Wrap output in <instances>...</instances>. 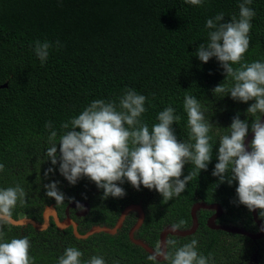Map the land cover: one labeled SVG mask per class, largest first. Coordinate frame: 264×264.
Listing matches in <instances>:
<instances>
[{
  "label": "trees",
  "instance_id": "obj_1",
  "mask_svg": "<svg viewBox=\"0 0 264 264\" xmlns=\"http://www.w3.org/2000/svg\"><path fill=\"white\" fill-rule=\"evenodd\" d=\"M241 2L204 0L201 6H193L184 0H0V87L8 85L0 88V163L4 164L0 189L19 184L27 194L26 203L14 210V219L26 216L42 222L45 208L54 205L63 220L69 204L89 202L90 213L85 217L70 210L84 235L97 225L114 227L128 205L140 204L146 219L136 237L156 249L167 226L184 220L180 229H190L193 205L204 202L223 207L218 224L258 233L252 212L236 203L238 183L217 186L218 178L212 175L220 136L227 134L237 113L251 125L252 117L248 118L246 111L254 101L245 104L230 95H215L216 86L224 82L231 87L233 81L226 78L216 58L204 64L195 55L199 46L208 42L206 21L220 13L224 22L238 19ZM249 7L255 16L242 63L264 62V0H252ZM36 41L53 45L43 66L34 51ZM57 41L59 48L55 47ZM126 89L147 98L141 120L150 131L158 123L159 112L172 107L180 117L172 125L177 140L191 142L183 107L185 95L194 96L206 119L215 125L209 133L213 159L207 171L193 176L178 197L163 201L154 189L141 185L137 191L125 181L119 185L126 193L123 198L104 200L103 190L94 182L85 177L70 185L60 175L59 165L48 161L51 130L57 131L58 144L64 122L81 114L93 100L118 105ZM48 122L53 129H46ZM53 167L55 171L46 177L47 169ZM192 171L194 165L186 164L181 178ZM54 181L65 194L63 204L57 205L45 195L44 185ZM214 213L198 212L199 228L194 235L168 239H175L177 247L196 239L198 253L211 254L209 264H264V238L253 241L211 230L207 222ZM259 218L264 224V215ZM136 221L137 214L132 213L116 235L101 233L85 240L78 239L72 227L58 229L53 220L44 232L32 226H4L3 231L6 241L29 239L34 264H58L70 246L83 253L82 264L93 256L102 257L105 264H153L148 260L150 254L129 239Z\"/></svg>",
  "mask_w": 264,
  "mask_h": 264
},
{
  "label": "clouds",
  "instance_id": "obj_2",
  "mask_svg": "<svg viewBox=\"0 0 264 264\" xmlns=\"http://www.w3.org/2000/svg\"><path fill=\"white\" fill-rule=\"evenodd\" d=\"M184 2L201 6L204 0ZM251 3L252 0H242L239 18L233 17L230 22H224L223 13L208 19L205 25L209 29L208 42L201 44L195 55L204 64L216 58L226 78L233 81L231 87L224 82L216 86L213 90L215 95L223 98L230 95L234 101L245 104L254 101L246 111L247 117H252L251 125L247 119L242 121L240 113H237L227 128V134L220 136L212 175L218 178L217 186L224 183L231 186L237 182L236 203L245 206L249 212L259 210V215H264V123L261 122L264 117V62L242 63L249 49L251 21L255 16L249 7ZM60 46L57 41L55 47ZM52 47L48 41L35 42L34 51L42 66ZM146 99L134 89H126L118 105L115 101L93 100L81 114L61 125L63 134L59 136L58 144L57 131L51 130V122L46 123V129L51 130L48 137L51 146L46 151L48 161L53 166L59 165L60 175L70 185H76L85 177L94 182L98 189L103 190L104 200L123 198L126 193L119 185L125 181L137 191L141 185L148 190L154 189L163 201L178 197L193 176L207 171L213 159L209 133L215 125L206 119L205 110L197 99L185 95L183 107L188 117L191 142H179L172 125L180 117L174 115L172 107L159 112L158 123L151 131L142 122ZM249 127L254 133L249 145L251 151L245 147ZM188 163L194 165V171L182 179L183 169ZM2 171L4 164L0 163ZM54 171V167L47 169L45 176ZM44 190L45 195L55 200L57 205L64 203L66 197L60 191L58 181L45 184ZM26 195L19 184L0 189V264H34L29 255V239L6 241L7 234L3 231L4 226L15 227L21 223L20 218H28L14 219V210L18 204L23 206L26 203ZM184 223L180 220L173 224L171 232L176 233ZM197 245L198 241L192 239L190 243L177 247L175 239H168L163 248L162 245L157 246L148 260L153 264H209L211 254L208 257L199 254ZM82 255L80 250L70 246L59 257L58 264H82ZM84 264H105V261L102 257L93 256Z\"/></svg>",
  "mask_w": 264,
  "mask_h": 264
},
{
  "label": "water",
  "instance_id": "obj_3",
  "mask_svg": "<svg viewBox=\"0 0 264 264\" xmlns=\"http://www.w3.org/2000/svg\"><path fill=\"white\" fill-rule=\"evenodd\" d=\"M7 87H8V85L5 84V85L1 86L0 88L5 89ZM261 122L264 123V117L261 118ZM253 138H254V133H252V132H250L249 135L246 136V138H245V147L249 151H251L249 145H250ZM78 204H79V208H81V209L78 213H76V216L80 217V218L87 216L90 213V209H91L89 202H79V203L74 202V203H71L69 205V208L66 211V218L64 220L60 219L58 212L56 211L54 206H49L45 209V211L43 213V222H37V221H35L33 219H29V218H20L19 220L21 221V223L19 225H17L16 227H27V226L31 225L36 231L42 232V231L47 230L50 227L51 220H53L55 222L56 226L58 227V229L66 230V229L72 227L74 235L78 239L85 240V239H88L89 237H91L95 234H101V233H105L108 235H116L118 233V231L123 228L127 217L130 216L132 213H136L137 214V221L129 232V239L134 245L141 247L148 254H150V255L153 254V251L155 249L152 248L143 239H139L136 237V233L141 229V227L144 224V221L146 219V213H145V210L142 207V205H140V204L128 205L122 211V213H121V215H120V217H119V219H118V221L114 227L98 226L97 225V226H94L86 234L82 235L79 232L78 223L76 221H74L69 214L70 208H73V207L76 208V207H78L77 206ZM201 210H210V211L215 212L214 215L212 217H210L208 222H207V226L211 230L224 231V232H227L230 234L243 235V236H246V237L252 239L253 241H258V240L264 238V224H263L262 220L259 218V213H258L259 210L252 212L254 222L258 226L259 231H258V233H250V232L246 231L245 229L240 228L238 226L218 224L217 223L218 219H220L224 213L223 207L219 204H207L204 202H200V203L194 204L192 207L191 216H192L193 223H192L191 228L186 229V230L178 229V231L176 233H172L170 230L171 225L167 226L160 234L159 245H162V248H163V245L169 236L188 237V236L194 235L199 228L198 212ZM159 259L162 260V258H159Z\"/></svg>",
  "mask_w": 264,
  "mask_h": 264
},
{
  "label": "flooded vegetation",
  "instance_id": "obj_4",
  "mask_svg": "<svg viewBox=\"0 0 264 264\" xmlns=\"http://www.w3.org/2000/svg\"><path fill=\"white\" fill-rule=\"evenodd\" d=\"M73 203H74V202H73ZM78 203H79V202H78ZM69 205H70V204H69ZM69 205H68L67 209L69 208ZM67 209H66V211H67ZM71 209H72V208H70V210H71ZM73 209L77 211L76 213H78V212L80 211L81 208H79V207H76V208L73 207ZM70 210H69V212H70Z\"/></svg>",
  "mask_w": 264,
  "mask_h": 264
}]
</instances>
